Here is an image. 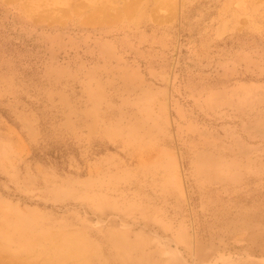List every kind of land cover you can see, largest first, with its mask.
<instances>
[{
	"label": "rangeland",
	"instance_id": "obj_1",
	"mask_svg": "<svg viewBox=\"0 0 264 264\" xmlns=\"http://www.w3.org/2000/svg\"><path fill=\"white\" fill-rule=\"evenodd\" d=\"M132 1L0 0V258L264 264V0Z\"/></svg>",
	"mask_w": 264,
	"mask_h": 264
},
{
	"label": "crops",
	"instance_id": "obj_2",
	"mask_svg": "<svg viewBox=\"0 0 264 264\" xmlns=\"http://www.w3.org/2000/svg\"><path fill=\"white\" fill-rule=\"evenodd\" d=\"M243 86H246V84H244ZM248 88L250 90L251 88L250 83L248 84ZM254 96L255 95L251 96L250 91H249L248 99L246 98L244 99V101L248 103L249 110L251 107V102L252 103L255 102ZM251 98H252V101H251ZM168 202H169L168 206L167 205H160V206L154 205V199L152 197L151 204L143 205V206H140V204H138L137 210L135 209L132 212H130L133 214V216L131 219L127 218L126 220L128 223H131L129 225L141 224V223L143 224L141 226L142 228L137 229L133 226V227H128V229L126 230L128 239L131 240L132 242L130 241H127L126 243H124L123 241L120 242L119 238L116 241L114 242L111 241V243L106 244V245H103L97 242L93 243L92 241H89L88 246H89L90 256L92 257V260L95 262L97 261V259L101 261L98 255L106 256L107 259H104V261L109 260L108 259V254H109L114 258H118L119 260H125V263H127L126 259H129L136 255L137 249L135 247V243L133 242L134 241L133 239L136 238V236L144 235L145 239L150 240L153 238L151 236H153L154 232L158 231V228H155V223H158L160 221L164 223L168 222L169 224L167 223L165 224L170 226L171 222H176V218H177L176 217V213H177L176 200L174 198L173 206L172 204H170L171 203L170 200ZM167 235L169 234H166L165 236ZM118 259H112V260H118ZM98 264H101V262Z\"/></svg>",
	"mask_w": 264,
	"mask_h": 264
},
{
	"label": "bare ground",
	"instance_id": "obj_3",
	"mask_svg": "<svg viewBox=\"0 0 264 264\" xmlns=\"http://www.w3.org/2000/svg\"><path fill=\"white\" fill-rule=\"evenodd\" d=\"M133 1L135 2V1H137V0H133ZM133 1H132V2H133ZM134 2H133V4H134ZM127 4H128V3H127ZM126 8H127V7H126ZM128 8H129V7H128ZM123 9H124V7H123ZM131 9H132V8H131ZM100 11H101V10H100ZM127 11H128V9H127ZM129 11H130V10H129ZM129 11H128V12H129ZM132 11H133V10H132ZM117 12H118V11H117ZM102 13H103V12H102ZM129 13H130V12H129ZM92 14L94 15V13H92ZM92 14L90 13V15H92ZM101 15H102V14H101ZM131 15H132V14H131ZM108 16H109V15H108ZM118 17H119V16H118ZM126 17H127V16H126ZM9 260H10V259H9ZM13 262H14V261H13ZM15 263H16V262H15ZM15 263H14V264H15ZM17 263H18V262H17ZM0 264H12V263H11V262L8 263L7 261L2 260V259L0 258Z\"/></svg>",
	"mask_w": 264,
	"mask_h": 264
}]
</instances>
